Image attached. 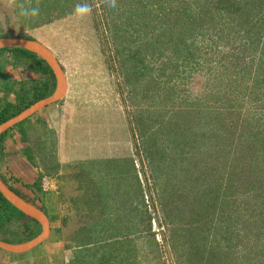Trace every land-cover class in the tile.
<instances>
[{
    "label": "rangeland",
    "instance_id": "374dc122",
    "mask_svg": "<svg viewBox=\"0 0 264 264\" xmlns=\"http://www.w3.org/2000/svg\"><path fill=\"white\" fill-rule=\"evenodd\" d=\"M77 5H88L90 11L82 18L69 12ZM33 7L39 8L36 16L30 14ZM115 25L120 28L117 43ZM141 26L144 0H116L114 7L110 0H15L11 5L0 0V35L30 37L50 49L66 73L63 104L77 109V131L69 129L64 143L50 137L42 152L48 178L40 176L41 191H32V202L56 218L68 212L51 226L65 231L70 253L71 239L79 233L95 239L97 258L104 256L111 264H205L210 249L226 254L221 264H257L255 252L246 259L243 234H233L231 247L215 235L223 220L213 222L211 212L195 207L197 192L219 179L210 173L207 135L197 139L196 128L189 126L185 139L176 137L178 100L167 102L165 109L144 98V73L126 82L138 57H130L131 51L140 47L137 32L131 31ZM12 77L8 82L0 76V94L19 89ZM148 116L155 121L145 125L151 122L155 135L149 130L144 136ZM162 119L173 127L162 128ZM199 129L208 133L205 120Z\"/></svg>",
    "mask_w": 264,
    "mask_h": 264
},
{
    "label": "trees",
    "instance_id": "16d2710c",
    "mask_svg": "<svg viewBox=\"0 0 264 264\" xmlns=\"http://www.w3.org/2000/svg\"><path fill=\"white\" fill-rule=\"evenodd\" d=\"M71 8L69 12L75 11ZM114 28L112 37L117 43L120 28ZM132 32H137L140 47L131 51L130 57H138L129 73L132 78L126 76V82L130 84L144 73V98L153 104L158 101L165 109L167 102L178 100L180 116L173 131L176 137L185 139L189 126L196 128L197 139L207 135L206 152L213 160L210 173L220 180L197 192L196 209L211 212L213 222L223 220L215 235L224 237L231 247L233 234L237 230L243 234L246 259L249 252H255L257 264H264V0H144V26ZM143 51L144 56H139ZM8 68H22L41 78L30 87L20 83L14 102L0 107V125L56 90L52 69L35 53L18 48L0 50V76L6 75ZM188 84L191 91L185 94ZM148 117L144 120V136L149 130L150 136L155 135L151 122L145 125L155 119ZM202 120L206 121L207 134L199 129ZM25 122L0 136V153L9 131L18 129L25 144L24 154L32 160ZM160 123L162 128L173 127L165 119ZM40 182L41 178L34 186L38 191ZM195 183L199 185L198 180ZM41 232L36 220L0 193L1 241L22 244ZM55 234L67 243L65 231ZM88 238L77 233L71 239L74 248L68 264H111L104 256L97 258L99 244ZM209 253L205 264H221L226 255L217 249Z\"/></svg>",
    "mask_w": 264,
    "mask_h": 264
},
{
    "label": "crops",
    "instance_id": "0c3cea01",
    "mask_svg": "<svg viewBox=\"0 0 264 264\" xmlns=\"http://www.w3.org/2000/svg\"><path fill=\"white\" fill-rule=\"evenodd\" d=\"M12 71H15L16 74H13ZM11 75L14 83H18L19 88L20 83L30 87L41 78L38 74L18 68H8L6 72L8 82H11L9 81ZM18 92L19 89L15 90L14 93L6 90L0 94V107L5 103L14 102ZM67 94L65 98L68 96ZM65 98L39 110L24 123V128L30 139L29 147L32 160H28L24 154L25 144L21 141L18 129L10 130L1 144L0 180L17 196L36 207L37 205L32 202L35 198L32 191H36L34 186L41 178L40 176H46L43 172L46 164L42 152L47 151L50 137L52 139L56 137L58 143H64L66 136L70 134L69 129L74 132L78 129L77 109L72 104L66 102L63 104ZM43 212L46 211L43 210ZM66 213L62 211L57 218L54 212H46L45 214L52 225L54 221L58 223L59 219L63 220ZM55 232L51 226L50 238L26 253L13 254L0 249V264H68L73 251L70 253L64 239L57 236Z\"/></svg>",
    "mask_w": 264,
    "mask_h": 264
},
{
    "label": "water",
    "instance_id": "95a60500",
    "mask_svg": "<svg viewBox=\"0 0 264 264\" xmlns=\"http://www.w3.org/2000/svg\"><path fill=\"white\" fill-rule=\"evenodd\" d=\"M15 48L28 50L32 53H35L41 56L48 63L55 75L56 90L51 97L34 103L19 115L1 124L0 136L6 133L9 129L24 122L39 110L63 100L68 91V83L65 71L58 58L50 49L33 39H22L19 37L0 38V50ZM0 193L11 205L28 217L36 220L42 227V232L39 236L22 244H9L0 240V249L13 254L26 253L50 238L51 224L48 216L42 210L17 196L1 180Z\"/></svg>",
    "mask_w": 264,
    "mask_h": 264
},
{
    "label": "clouds",
    "instance_id": "9594fccd",
    "mask_svg": "<svg viewBox=\"0 0 264 264\" xmlns=\"http://www.w3.org/2000/svg\"><path fill=\"white\" fill-rule=\"evenodd\" d=\"M14 2H15V0H8V3L10 5L13 4ZM110 2H111V6L114 7L115 6V3H116V0H110ZM89 11H90V8H89L88 5H77L76 6L75 13H76L77 16H79V17L82 18L83 16L87 15ZM24 14L25 15H28L29 12L28 11H25ZM30 14L32 16L38 15L39 14V8L38 7L31 8L30 9Z\"/></svg>",
    "mask_w": 264,
    "mask_h": 264
}]
</instances>
